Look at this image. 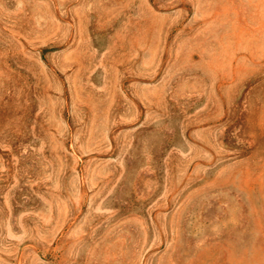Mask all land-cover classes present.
Here are the masks:
<instances>
[{
    "label": "rangeland",
    "instance_id": "obj_1",
    "mask_svg": "<svg viewBox=\"0 0 264 264\" xmlns=\"http://www.w3.org/2000/svg\"><path fill=\"white\" fill-rule=\"evenodd\" d=\"M0 264H264V0H0Z\"/></svg>",
    "mask_w": 264,
    "mask_h": 264
}]
</instances>
